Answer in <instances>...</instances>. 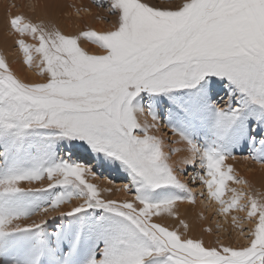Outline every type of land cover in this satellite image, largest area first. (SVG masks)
<instances>
[{
	"label": "snow or ice",
	"instance_id": "obj_1",
	"mask_svg": "<svg viewBox=\"0 0 264 264\" xmlns=\"http://www.w3.org/2000/svg\"><path fill=\"white\" fill-rule=\"evenodd\" d=\"M115 17L111 30H85L77 35L48 30L42 23L11 17L10 28L31 65L33 53L46 82L26 83L13 72L0 54V140L9 135L17 140L35 130L55 140L82 141L90 155L103 154L119 162L131 177L124 192L131 199H111V188L98 187L88 164L55 155L47 144L40 149L43 163L30 167L16 164L4 169L0 163V256L9 241L21 233L36 232L53 216H76L88 209H102L94 223L104 226L96 246L99 257L89 264H144L148 257L165 256V264H264V200L243 189L229 188L226 181L247 183L235 174L226 159L234 149L250 141L249 156L264 163V136L251 135L241 121L244 109L252 105L264 110V0H108ZM31 35L36 44L23 38ZM84 40L102 50L90 53L81 47ZM228 89V100L217 105L212 96L217 85ZM235 100V103L232 101ZM158 106H166L170 133L183 148L169 147L159 130ZM147 114L140 120L139 116ZM264 126V118L257 117ZM255 127V126H253ZM203 136L208 147L198 143ZM90 150V151H89ZM186 152L176 164L173 153ZM200 170L192 177L206 185L209 197L220 203L219 211L248 209L256 218L248 233V245L234 248L220 244L205 246L199 238H186L176 228L159 222L162 213L176 215L178 202L195 197L180 179L186 167ZM47 179V188L29 189L22 183ZM60 191L49 202L30 208V193ZM177 188L185 195L151 201L149 189ZM116 191H121L117 188ZM230 191V199H223ZM248 196L246 203L240 201ZM79 201L70 210L57 208ZM39 221L21 224L35 213ZM51 213V215H49ZM235 222L236 218L233 217ZM60 230L58 229V232ZM74 236L58 237L60 244ZM41 236L36 247H52ZM10 264H20L11 260ZM29 264H38L33 258Z\"/></svg>",
	"mask_w": 264,
	"mask_h": 264
},
{
	"label": "rangeland",
	"instance_id": "obj_2",
	"mask_svg": "<svg viewBox=\"0 0 264 264\" xmlns=\"http://www.w3.org/2000/svg\"><path fill=\"white\" fill-rule=\"evenodd\" d=\"M73 1L69 0L71 3H73ZM182 1L183 0H160L161 3L171 4L182 3ZM55 2L68 3L65 0H0V38L3 39L4 47L9 49L6 59L12 70L21 74L26 83L40 82L43 76L38 67L40 64V57L33 53L32 64L28 65L25 63L24 53L16 43L20 36L10 28L9 21L11 17L21 15L26 21L41 23L45 20L41 13L49 9ZM107 5L108 4H99L98 6V11L104 12V16L103 14H99V16L98 14H94L90 22L84 20L90 30H95L92 24L96 29L101 28L100 24L102 23L103 25L105 24V28H107V25L115 18L111 15ZM46 20L51 22V20L47 18ZM79 33L80 32L76 31L73 35ZM23 38L28 44L37 43V41L32 39L31 35H25ZM12 39H14V41H12ZM0 54L2 53L0 52ZM37 58H39V62H37ZM224 94H226V92L223 89L216 90L215 95L212 96L213 101L217 105L223 106L228 100V98L221 100ZM232 102L235 103V100ZM253 108L256 107L252 105L246 107L247 110ZM162 110L167 112L166 106H158V114L161 117V123L159 130H155L156 135L165 138V143L167 145L165 151H168L169 147L183 148L184 145L182 143H173L177 138L170 132L166 134L169 130L166 126L167 116ZM261 113L264 115V110H262ZM256 124L257 122L251 120L247 129L251 135L259 140L261 136H264V128L256 130ZM50 131V129H38L26 135L21 140H17L14 136L9 135L8 137L11 138L10 142L4 144V149L0 147V163H2L3 168L6 169L12 164L22 165L25 163L26 166H32L37 163H43L44 157L40 154V149L47 144L54 149L57 157L63 159L70 158L72 161L88 164L89 167H92V170L95 172V178L89 176L87 179L89 182L96 183L98 186L102 184L105 188H111L113 191L109 198L120 201L132 198L134 193L124 192L122 190L123 185L128 184L131 177L127 170L121 168L119 162L111 163L105 159L103 154L97 155V157H100V162L98 161V163L90 159V156L77 160L75 152L78 148L73 149L72 145L82 144V141H58L51 136L43 134ZM204 140V137L201 136L198 143L204 147L210 146L211 140L207 142ZM251 147L252 143L250 141L242 142L238 148L234 149L235 153L233 157H229L225 161L226 164L232 166L235 174L240 176L244 181H247V183L237 184L233 181H226V184L229 188L243 189L245 193H251L258 199L264 200V163L249 156ZM4 150L6 151L5 153ZM180 153L181 156H179L178 153L179 159L187 154L186 152ZM175 154L176 153L172 154L170 161V163L174 165L178 161L173 160ZM19 158H22L24 161H18L17 159ZM197 172L200 175H205V172L200 170L199 162H197L194 168L189 166L184 172H181L182 174L179 173L180 179L188 185V188L191 189V193L195 197L194 203L189 199H185L178 202L176 205V213L179 219L185 221L187 229L179 225L176 215L170 216L169 214H161L159 222L170 228H176L182 234L184 233L183 236L186 238H199L203 240L204 243H206L205 246H210V244L214 246L217 241H219L220 244L234 248L247 246L249 241L248 233L250 230L254 229L256 218L247 217L248 209L233 208L228 213L219 211L221 205L214 198L209 197L206 185L199 180L192 179ZM48 183L49 181L45 178L39 182L22 183L21 187L23 185V187L25 186L24 188L29 189L47 188ZM117 188H120L121 191H116ZM59 191V188H52L45 192L30 193L25 201V205L30 208H38L54 198ZM185 194L186 191L177 188H171L170 190L160 188L151 189L152 197L147 198L151 201H159L175 195ZM231 196L232 193L230 191H225L223 199L228 200ZM247 200L248 196L245 195L240 203H246ZM77 203H79V201L74 198L72 203H65L57 208L56 211L59 213L60 211L70 210L71 207ZM102 211V209H88L85 210L84 214H77L76 216H53L41 226L40 230L31 233H21L17 237L12 238V240L9 241L5 254L0 256V264H10L11 260H18L20 264H29L30 260L33 258L38 259V264H89V261L94 255L95 257H99L100 255V253L96 251V246L104 230V226L98 225L94 223V221L96 217L101 215ZM49 215H51V213ZM169 216L173 222L169 220ZM233 217L236 218L235 222ZM41 218V214L37 212L29 219H22L19 222L26 224L33 220L39 221ZM58 229L60 230L59 232ZM41 236L48 244H52L53 241H56V243L52 247L45 246L38 249L36 247V241ZM64 236H74L76 239L75 241L60 244L58 242V237L62 238ZM165 261V256H153V258H146L144 263L165 264Z\"/></svg>",
	"mask_w": 264,
	"mask_h": 264
},
{
	"label": "bare ground",
	"instance_id": "obj_3",
	"mask_svg": "<svg viewBox=\"0 0 264 264\" xmlns=\"http://www.w3.org/2000/svg\"><path fill=\"white\" fill-rule=\"evenodd\" d=\"M65 1L68 2V3L55 2V3H53L50 6L49 9H47L45 12H42L41 13L43 19H45L41 23L45 26L46 29H48V30H51L53 28L59 29L63 34H67V35H73V34L76 33V31L82 32V31H85V30H90V28L84 22V20H87L88 22H90V19H91L92 15H94V14H98V16H99V14H103V16H104V12H101V11L99 12L98 11L99 10L98 6H99V4H108V0H74V1L72 0L73 3L69 2V0H65ZM107 8L109 9V4L107 5ZM40 18H41V15H40ZM46 18L49 19V20H51V22L50 21H47ZM114 22H115V18H113L111 20V23L107 25V28H105L106 25L105 24L103 25V23L100 24V27L101 28H99V29H96L93 24H92V26H93V28L95 30H97L98 32H100V31H105L107 29L108 30L109 29H112ZM12 41H14V39H12ZM80 44H81V47L85 48V50L89 51L90 53H99L100 51H102V50L98 49L95 45L91 44L90 42L84 41V40H81L80 41ZM8 50L9 49H7L6 47H4L3 39L0 38V52L6 57L8 55ZM36 55L38 56V54H36ZM38 60H39V58H37V62L40 61V60L39 61ZM13 72L16 74V76L19 79H21L22 81L25 82V80H24V78H23V76L21 74L17 73L14 70H13ZM40 76H42V75H40ZM40 82H46V74H43L42 78L40 79ZM220 89H223L226 92V94H224V96H223V98H221V100L224 99V98H228V95H227L228 89H226V88H224V87H222L221 85L218 84L217 87H216V90L218 91ZM162 111L164 112V110H162ZM261 112H262V110L257 109V108H253L251 110H247L245 108L244 111H243V113H242V116H241V121L244 122V126L247 128L248 127V124L250 123L251 120H254L255 122H257V117L264 118V115ZM164 113L167 116V112H164ZM145 118H149L148 120L151 121V117L150 116H147V114H142V115L139 116V119L140 120H144ZM256 125H257L255 127L256 130H258L259 128H264V126H262V125H260L258 123ZM153 132L156 134V131L155 130H153ZM169 132L170 131L168 130V132L166 134H169ZM10 140H11L10 137H6L5 139L0 140V147L2 149H4V144H8L10 142ZM5 152L6 151L4 150V153ZM75 154L77 155V157H76L77 160L79 158H84V157L90 156V159H92L93 161H95L96 163H98L99 158H100V157H97V155H90L88 152H85L84 149H82V148H78L76 150ZM180 154L181 153H179V156H181ZM179 156H178V153H176L175 156H174V158H173V160L174 161L179 160ZM17 160L18 161H21V162L24 161L22 158H19ZM20 165L21 164H19V166ZM22 166L23 167H30L31 165L26 166L25 163H23L21 165V167ZM186 169H187V167H186ZM22 187H23V185H22ZM98 187H100L101 189L105 188L104 186H102V184H101V186H98ZM104 195L109 198L112 194L104 193ZM146 195H147V197H152L151 196V189L147 190ZM159 196H161V195H159ZM162 214L164 215V214H168V213H162ZM170 218L171 217L169 216V220L172 221V219H170ZM183 231H184V229H183ZM68 232H69V230H68ZM210 246H211V244H210Z\"/></svg>",
	"mask_w": 264,
	"mask_h": 264
}]
</instances>
